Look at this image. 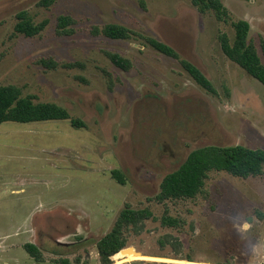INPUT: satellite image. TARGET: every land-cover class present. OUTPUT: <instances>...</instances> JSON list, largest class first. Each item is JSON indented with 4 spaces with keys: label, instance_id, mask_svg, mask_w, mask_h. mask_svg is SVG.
Wrapping results in <instances>:
<instances>
[{
    "label": "rangeland",
    "instance_id": "374dc122",
    "mask_svg": "<svg viewBox=\"0 0 264 264\" xmlns=\"http://www.w3.org/2000/svg\"><path fill=\"white\" fill-rule=\"evenodd\" d=\"M221 1L226 22L191 0H58L48 8L0 0V87H20L85 123L0 125V264H101L98 241L127 206L152 217L123 235V250L145 257L120 264H264V176L212 171L196 198L156 200L164 177L197 148L264 149V85L229 60L218 39L226 33L233 41L232 24L245 20L263 57L264 0ZM21 11L48 25L36 37L17 33ZM62 15L74 20L72 35L57 34ZM110 23L174 48L216 94L144 38L92 33ZM107 52L129 59L131 69L116 67ZM165 217L178 225L163 224ZM28 243L43 262L26 252Z\"/></svg>",
    "mask_w": 264,
    "mask_h": 264
},
{
    "label": "trees",
    "instance_id": "16d2710c",
    "mask_svg": "<svg viewBox=\"0 0 264 264\" xmlns=\"http://www.w3.org/2000/svg\"><path fill=\"white\" fill-rule=\"evenodd\" d=\"M58 0H41L40 5L50 7ZM192 4L201 14L212 12L217 20L226 22L228 11L221 0H191ZM19 22L15 31L26 37H36L48 25V21L39 24L34 23L27 11L17 14ZM74 20L70 16H59L56 32L61 36H69L74 33L71 26ZM235 29V38L232 41L226 33L218 36L221 49L225 56L244 69L250 76L264 85V40L261 48L263 57L260 56L257 47L249 41L250 24L241 20L232 24ZM94 35H103L113 40H129L133 37L144 38L147 43L158 52L180 59L179 54L166 43L157 39L144 36L123 25L110 23L103 27L95 26L92 29ZM110 61L118 68L129 71L132 63L129 59L117 53H106ZM41 63L49 69H55L57 62L42 60ZM183 68L196 81V83L209 93L216 94L212 82L194 64L187 60H181ZM74 64H67L72 66ZM44 121H69L73 127L83 128L85 123L72 118L69 112L53 102H38L36 96L24 95L20 87L7 85L0 87V125L6 122L34 123ZM212 171L227 172L239 177L249 178L264 176V149H251L242 145L216 146L210 145L193 150L185 161L175 171L167 174L160 187V193L156 200L164 203L170 200L194 199L204 192L206 180ZM113 177L122 185L125 176L120 170L112 171ZM152 217L147 210H135L127 206L121 211L113 229L98 241V253L101 264H113L112 258L126 248V240L123 235L125 230L133 226L139 228ZM163 224L177 226L178 222L165 217ZM26 252L37 262H43L42 250L33 243L24 246ZM188 261L192 262L190 259ZM60 264H71L69 259H62Z\"/></svg>",
    "mask_w": 264,
    "mask_h": 264
},
{
    "label": "bare ground",
    "instance_id": "6f19581e",
    "mask_svg": "<svg viewBox=\"0 0 264 264\" xmlns=\"http://www.w3.org/2000/svg\"><path fill=\"white\" fill-rule=\"evenodd\" d=\"M140 256H142V255H140ZM140 256L136 255L135 253L134 254L133 253L125 254V252L122 251L114 257V260H115V264H120L122 262H126L127 260H132V259L138 258ZM143 257H145V256H143Z\"/></svg>",
    "mask_w": 264,
    "mask_h": 264
},
{
    "label": "water",
    "instance_id": "95a60500",
    "mask_svg": "<svg viewBox=\"0 0 264 264\" xmlns=\"http://www.w3.org/2000/svg\"><path fill=\"white\" fill-rule=\"evenodd\" d=\"M132 248H127V249H125V250H122V251H124L125 252V254H130L131 252H132ZM121 251V252H122ZM135 251V250H134ZM135 253H137V254H140V255H142V256H145V255H143L142 253H140V252H135Z\"/></svg>",
    "mask_w": 264,
    "mask_h": 264
}]
</instances>
